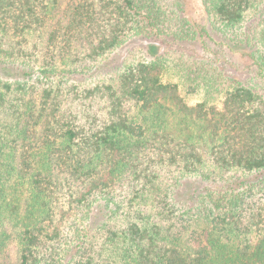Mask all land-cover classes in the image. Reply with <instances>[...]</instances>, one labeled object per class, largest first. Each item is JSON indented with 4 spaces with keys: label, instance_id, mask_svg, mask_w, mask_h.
<instances>
[{
    "label": "trees",
    "instance_id": "16d2710c",
    "mask_svg": "<svg viewBox=\"0 0 264 264\" xmlns=\"http://www.w3.org/2000/svg\"><path fill=\"white\" fill-rule=\"evenodd\" d=\"M201 2L0 0V264H264V0Z\"/></svg>",
    "mask_w": 264,
    "mask_h": 264
},
{
    "label": "rangeland",
    "instance_id": "374dc122",
    "mask_svg": "<svg viewBox=\"0 0 264 264\" xmlns=\"http://www.w3.org/2000/svg\"><path fill=\"white\" fill-rule=\"evenodd\" d=\"M186 2V11H187V14L193 19V20H196V19H201L204 17V14L206 16V13L204 12V8H203V5H202V2L201 0H185ZM259 14V11H256L254 10V7L252 8V11H251V15H246V23L250 20V18H252L249 23L250 24H254V27L252 29L249 30V35L251 37L255 36L254 34L257 33L259 30H261L262 28V24L260 23L258 25V20H262L264 18V15H258ZM256 18V19H255ZM258 25V26H257ZM258 34V33H257ZM251 44L247 46V50L248 51H254L256 50L257 48H260L258 44L256 43H253V42H250ZM142 47V45H139L138 42L135 43L134 45H132V47L129 49V51L132 49V50H139L140 48ZM131 50V51H132ZM128 49L127 48H124L121 52H119V55L121 57H135L137 59H140V55H139V52L137 53V55H130L129 52H127ZM135 52V51H134ZM224 52H226L227 54V58L231 61H235L236 63H239V65L241 66V68L244 67V70L245 68H247L248 65H250L251 63L247 60L246 57H244L243 55H241V50L239 49H234L233 48V51H232V54L225 50ZM136 53V52H135ZM143 55V54H142ZM146 57V55L144 54V56L142 57L143 59ZM251 70H248L246 71V76H257V70L256 68H254V66L252 67V64L248 67V69ZM262 87V89H258V92L263 95V98H264V84L260 85ZM6 106L8 108L9 105H11L12 107H15L18 105V99H17V95H13V96H9L7 99H6ZM14 116V115H13ZM0 121L4 124H11V117L10 116H7L5 114H1V111H0ZM1 162H4L3 158L0 157V163ZM6 189V192L5 193H8L9 194V191ZM1 192V191H0ZM9 199V196L8 198ZM264 199H262L261 201H263ZM264 202V201H263ZM1 204V203H0ZM261 204V203H260ZM2 220V218H1ZM12 221H13V218H11L10 214H9V219L8 221H4L6 222L4 227L5 228L6 226H9V240L6 241V244H5V247L4 249H2L0 251V255H7V257H9L10 260H13L14 259V255H15V236H14V227H13V224H12ZM2 228V229H3ZM1 230V228H0ZM260 236H264L263 235V232H261L259 234V237ZM258 239V237H254L253 238V243H256V240Z\"/></svg>",
    "mask_w": 264,
    "mask_h": 264
}]
</instances>
